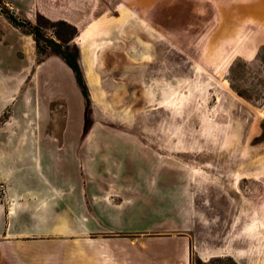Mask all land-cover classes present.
Listing matches in <instances>:
<instances>
[{
  "label": "rangeland",
  "instance_id": "374dc122",
  "mask_svg": "<svg viewBox=\"0 0 264 264\" xmlns=\"http://www.w3.org/2000/svg\"><path fill=\"white\" fill-rule=\"evenodd\" d=\"M66 1L0 0V88L10 79L13 93L0 96V126L11 115L13 137L91 139L92 161L110 162L81 172L90 228L63 226L102 238L106 264H237L230 247L264 242V0ZM56 5L77 34L95 26L69 41L90 96L81 119L60 98L46 112L37 63L56 54L35 52L9 17L67 41L70 29L37 18ZM262 245L253 264H264Z\"/></svg>",
  "mask_w": 264,
  "mask_h": 264
},
{
  "label": "crops",
  "instance_id": "0c3cea01",
  "mask_svg": "<svg viewBox=\"0 0 264 264\" xmlns=\"http://www.w3.org/2000/svg\"><path fill=\"white\" fill-rule=\"evenodd\" d=\"M56 6L52 9L38 7V12L50 21L64 20L76 27L78 19L69 16L62 5ZM81 34H78V43ZM33 49H36L35 42ZM37 66L42 69L41 80L50 86L49 91L45 89L43 93L46 112L50 103L60 98L66 112L76 104L81 119L84 99L74 86L72 90L66 84L64 75L72 72L63 59L57 54L49 55ZM7 85L10 79H5L4 87L0 88L4 101L13 95ZM54 86L57 90L52 91ZM4 109L0 110L1 116ZM10 119L11 115L0 126V264H106L107 250L101 247L102 241L97 242L102 238L85 237L83 234L87 231H70L63 224L84 223L88 228L95 221L96 217L87 209L88 189L81 172L91 174L93 165L99 168L110 165V162L104 163L108 157L92 161L91 139H44L35 133L23 136L21 128L13 137ZM65 123V127H70V121ZM79 144L83 146L77 149ZM77 172H80V180H77ZM76 200L81 209L67 214V219L63 213L56 212L61 204L69 205ZM263 243L250 240L243 246L230 247L227 254L237 264H253V250L262 249ZM97 244L100 247L95 246Z\"/></svg>",
  "mask_w": 264,
  "mask_h": 264
},
{
  "label": "trees",
  "instance_id": "16d2710c",
  "mask_svg": "<svg viewBox=\"0 0 264 264\" xmlns=\"http://www.w3.org/2000/svg\"><path fill=\"white\" fill-rule=\"evenodd\" d=\"M9 17L11 21L16 22L23 27H27V34H31L33 36L37 53L44 54L47 51V49L50 48L55 54H57L63 59V61L73 72L76 84L84 99V107L86 111V109L90 105V96L78 61L79 48L76 43H72V45H69V41H71L78 35L77 34L78 31L76 27L64 20L50 21L49 19L45 18L42 14L37 13V18L46 19V21L50 23L52 26H62L71 30V38L69 40L62 41L59 39V41H57L55 39L45 37L41 31L40 25L38 24L32 25L30 22H25V23L22 21L17 22L14 16L9 15ZM41 39L44 42L42 45L40 44ZM85 124H86V120H85Z\"/></svg>",
  "mask_w": 264,
  "mask_h": 264
},
{
  "label": "water",
  "instance_id": "95a60500",
  "mask_svg": "<svg viewBox=\"0 0 264 264\" xmlns=\"http://www.w3.org/2000/svg\"><path fill=\"white\" fill-rule=\"evenodd\" d=\"M1 12L4 13L3 10H1Z\"/></svg>",
  "mask_w": 264,
  "mask_h": 264
},
{
  "label": "built area",
  "instance_id": "2783aa9c",
  "mask_svg": "<svg viewBox=\"0 0 264 264\" xmlns=\"http://www.w3.org/2000/svg\"><path fill=\"white\" fill-rule=\"evenodd\" d=\"M2 186V185H1Z\"/></svg>",
  "mask_w": 264,
  "mask_h": 264
}]
</instances>
